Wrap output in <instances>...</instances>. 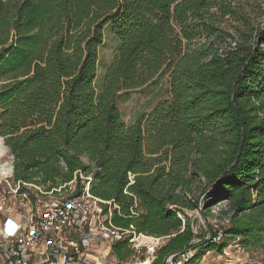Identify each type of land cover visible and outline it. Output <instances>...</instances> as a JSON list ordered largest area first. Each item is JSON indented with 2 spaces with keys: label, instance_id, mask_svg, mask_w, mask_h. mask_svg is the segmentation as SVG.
Masks as SVG:
<instances>
[{
  "label": "trees",
  "instance_id": "16d2710c",
  "mask_svg": "<svg viewBox=\"0 0 264 264\" xmlns=\"http://www.w3.org/2000/svg\"><path fill=\"white\" fill-rule=\"evenodd\" d=\"M263 6L264 0H0V135L13 157L18 195L36 208L39 197L59 199L62 187L78 197L90 183L93 197L112 203L113 226L130 232L112 244L117 264L138 257L131 241L141 235L167 240L151 263L164 264L197 239L189 213L234 165L245 130L238 162L203 199L207 218L226 205V223L212 227L220 243L202 249L223 254V237L260 247L264 25L256 27L251 16ZM227 18L241 23L236 35L222 28ZM107 30L119 46L98 91ZM161 76L169 77V100L127 125L120 95Z\"/></svg>",
  "mask_w": 264,
  "mask_h": 264
},
{
  "label": "built area",
  "instance_id": "2783aa9c",
  "mask_svg": "<svg viewBox=\"0 0 264 264\" xmlns=\"http://www.w3.org/2000/svg\"><path fill=\"white\" fill-rule=\"evenodd\" d=\"M64 188L57 190L59 199L31 206L24 221L5 219L0 227V264H109L105 255L94 253V245H112L130 232L113 226L112 203L93 197L90 183L78 197L66 195ZM18 197L27 199L25 194ZM187 258L182 256L174 264H184Z\"/></svg>",
  "mask_w": 264,
  "mask_h": 264
},
{
  "label": "rangeland",
  "instance_id": "374dc122",
  "mask_svg": "<svg viewBox=\"0 0 264 264\" xmlns=\"http://www.w3.org/2000/svg\"><path fill=\"white\" fill-rule=\"evenodd\" d=\"M247 10L252 11L249 8H247ZM251 17L252 23L255 24L256 27L263 26L264 6L261 9H255ZM239 27H241V23L235 21L233 18H227L222 25V28L226 32L233 35L237 34V29ZM201 42H204V39L198 41V43ZM118 46V41L114 38L112 33L107 30L105 34V43L99 50V70L96 83L98 91L108 68L114 61ZM169 87V77L161 76L141 89L123 92L118 99V107L125 123L127 125L134 124L141 116L151 113L161 102L168 101L170 98ZM13 166V157L5 145V139L0 135V227L8 217L24 221L31 211V202L19 198L18 194L15 192L12 182L14 176ZM67 194L68 193H66V195ZM53 199L55 200L54 196H47L45 198L39 197L36 206L54 201ZM225 207V204H219L218 207H215L211 211L210 217L207 218L211 229L212 227H216L217 230L222 228L225 220L221 216V211L225 209ZM189 218L191 219V228L194 233L197 234V239L193 243L206 239L208 237V231L197 215V211L189 213ZM0 241H2L1 237ZM217 242L220 243V240ZM222 242H227L229 244L223 254L220 255L216 250L207 252V250L200 248L190 253L187 261L195 257V255L203 253L204 255L196 264H264V236L263 244L258 248H245L239 240L228 241L225 237L222 238ZM166 244L167 240L165 239L156 240L148 236H145V238L144 236H139L132 244L133 248L139 251L138 257L130 258L127 263L124 264L138 263L142 257H145L146 260H150L152 263L154 259H156L159 249ZM104 247V245H101L99 249L102 250ZM108 259L110 264H117L118 262L112 252V245H109Z\"/></svg>",
  "mask_w": 264,
  "mask_h": 264
},
{
  "label": "water",
  "instance_id": "95a60500",
  "mask_svg": "<svg viewBox=\"0 0 264 264\" xmlns=\"http://www.w3.org/2000/svg\"><path fill=\"white\" fill-rule=\"evenodd\" d=\"M257 39H256V42H255V47L257 46ZM244 140H245V130L243 131V140H242L241 147L239 149L236 161H235L234 165L231 166L225 173H227L230 169H232L236 165V163L238 162V160L240 158V155L242 153ZM225 173L215 183H213L207 190H205L204 192H202L200 194V197H199V199L197 201V204H196L197 215L199 216V218L202 221V223L205 225V227H206V229L208 231V237L206 239H204V240H200V241H198L196 243H192L191 245H189L187 247H184L182 249H178V250L174 251L173 253H171L166 258V260L164 261V264H174L182 256L189 255L190 253L194 252L195 250L200 249L202 247H207L211 243H213V241H214V232L211 229V226H210V224H209V222L207 220V217L204 214V208L202 206V202H203L204 197L213 188H215L218 185V183L220 182L222 177L225 175Z\"/></svg>",
  "mask_w": 264,
  "mask_h": 264
},
{
  "label": "crops",
  "instance_id": "0c3cea01",
  "mask_svg": "<svg viewBox=\"0 0 264 264\" xmlns=\"http://www.w3.org/2000/svg\"><path fill=\"white\" fill-rule=\"evenodd\" d=\"M14 220H16V221L19 222V219H17V218H14ZM0 237H1V240H2L1 230H0ZM0 242H2V241H0ZM101 245H104V246H105L104 249H102V250L99 249V246H101ZM92 250H93L94 253H96V254H102V255H105L104 257H105L107 260H109V259H108V252H109V245H108V244H106V243H104V242L101 243V244H97V245L95 244ZM1 261H2V259H1V257H0V263H1ZM108 263H109V261H108ZM109 264H110V263H109Z\"/></svg>",
  "mask_w": 264,
  "mask_h": 264
},
{
  "label": "bare ground",
  "instance_id": "6f19581e",
  "mask_svg": "<svg viewBox=\"0 0 264 264\" xmlns=\"http://www.w3.org/2000/svg\"><path fill=\"white\" fill-rule=\"evenodd\" d=\"M147 237V236H146ZM144 238H145V236H144ZM148 239V238H147ZM136 264H151V261L150 260H145V261H143V262H138V263H136Z\"/></svg>",
  "mask_w": 264,
  "mask_h": 264
}]
</instances>
